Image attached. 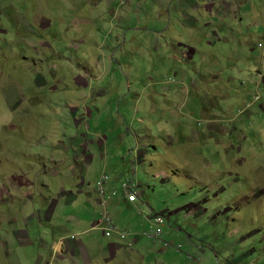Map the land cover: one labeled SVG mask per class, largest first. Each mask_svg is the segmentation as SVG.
Wrapping results in <instances>:
<instances>
[{"label":"rangeland","instance_id":"rangeland-1","mask_svg":"<svg viewBox=\"0 0 264 264\" xmlns=\"http://www.w3.org/2000/svg\"><path fill=\"white\" fill-rule=\"evenodd\" d=\"M260 43L264 0H0V264H264Z\"/></svg>","mask_w":264,"mask_h":264},{"label":"crops","instance_id":"crops-1","mask_svg":"<svg viewBox=\"0 0 264 264\" xmlns=\"http://www.w3.org/2000/svg\"><path fill=\"white\" fill-rule=\"evenodd\" d=\"M85 145H89V147H91V142L88 140V141H86ZM74 158H75V156H74ZM83 160L86 163L88 161V157H85V158L80 159V162L82 163ZM100 176H101V174L99 175L98 180L100 179ZM56 179H57V176H56ZM41 180H43V176L41 177ZM12 181H15V182L12 183ZM21 181H22V179H21ZM10 183H11V190H9V191L11 193L15 189V185L18 182H16L15 179L10 178ZM43 183H44V181H43ZM125 184H129L131 187L132 186H136V188H138V184L137 183L135 184V183H129L128 182V183H123L122 184V189L121 190L124 189V185ZM78 186L80 187V184ZM42 190H43V188H42ZM9 191H7V192H9ZM1 192H3V191H1ZM113 192L116 193V190H114ZM110 193H111V191H110ZM118 194H119V191H118ZM58 197L61 198V199H63L65 197V194L62 192V194L58 195ZM72 199H75V198H72ZM122 199L125 200V202H126V205L124 206L126 208V210H129L130 212L134 213L138 209V206H139L138 202H136V203H130V202H128L125 195H124V197ZM97 200L99 201V199H97ZM121 202L115 201V203L118 204V206H120ZM120 209H121V207H120ZM66 243H64L63 247L65 246ZM72 244L73 243H71V244L68 243L66 245V248L69 245L71 246ZM57 245H58V243L56 244V246ZM63 247L60 249L61 254H63ZM127 247L125 245L121 244V243H118L117 245H110L108 247V249H106L105 251H103V253H101V260H104V261H107L108 262V261H110V260H112L114 258H119L120 260H129V263L134 262V264H138V261L139 260H143V256L141 254H139L138 252H135L134 250L130 249L129 247L127 248ZM113 248H120V250L118 252H116V253H113V251H112ZM78 250L79 249H76V252H78ZM121 250H124V251H121ZM141 264H142V262H141Z\"/></svg>","mask_w":264,"mask_h":264},{"label":"built area","instance_id":"built-area-1","mask_svg":"<svg viewBox=\"0 0 264 264\" xmlns=\"http://www.w3.org/2000/svg\"><path fill=\"white\" fill-rule=\"evenodd\" d=\"M259 48L262 50V54H263V58H262L263 65H262L261 71L258 74L260 75L261 79L264 81V43H260ZM259 98H260V96H257L258 100H259ZM129 193H130V196H129L130 202H136L138 200L136 191L130 190ZM103 222H106L111 227H114L112 222L110 221V218H106V215L103 217ZM163 222H164V220L161 217L156 219L157 228L155 231L152 232L150 237L156 238L161 234V232H162L161 226H162ZM107 235H109V233H107Z\"/></svg>","mask_w":264,"mask_h":264},{"label":"clouds","instance_id":"clouds-1","mask_svg":"<svg viewBox=\"0 0 264 264\" xmlns=\"http://www.w3.org/2000/svg\"><path fill=\"white\" fill-rule=\"evenodd\" d=\"M74 110H76V109H74ZM44 138V136L42 137V139ZM38 140H39V138H38ZM103 175H105V178H106V180H104V184H105V190H106V192L108 193V191H107V174L106 173H102L101 174V176H100V179L97 181V185L99 184L98 182H100L101 180H103ZM6 181H7V179H6ZM6 181L4 182L5 183V186H6ZM133 190H135L136 191V189H133ZM1 191H4V187H2V183H0V192ZM110 194V193H109ZM111 194H114V192L113 193H111ZM97 195H98V199H99V201H100V196H101V194L99 193V190H98V188H97ZM137 197H139L138 195H137ZM139 199V198H138ZM136 202H138V200L136 201ZM136 202H130V203H136ZM105 216V214H103V216H102V218H101V220L99 221V224H106L109 228H107L106 230H105V236L106 237H111L112 236V232H115V230H114V227H111L108 223H106V222H103V217ZM163 219V218H162ZM164 220V219H163ZM110 221L112 222V220H111V218H110ZM113 224V223H112ZM165 221L163 222V224H162V226H161V229H162V232H161V234L158 236V237H156V238H154V237H150V235L152 234V232L153 231H155L156 230V228L152 225L151 226V230L149 231V233L146 235L147 237H149V238H154V239H156V240H159L160 239V237L162 236V234H163V228H164V226H165ZM107 233H109V235H107ZM122 238H124V235H122Z\"/></svg>","mask_w":264,"mask_h":264}]
</instances>
